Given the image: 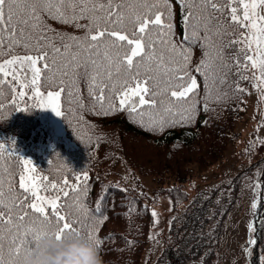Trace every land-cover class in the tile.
Listing matches in <instances>:
<instances>
[{
  "label": "snow or ice",
  "instance_id": "snow-or-ice-1",
  "mask_svg": "<svg viewBox=\"0 0 264 264\" xmlns=\"http://www.w3.org/2000/svg\"><path fill=\"white\" fill-rule=\"evenodd\" d=\"M49 18L81 35L50 34ZM233 70L264 92V0H0V123L37 109L65 120L75 104L163 131L193 120L202 87L207 110L211 88ZM68 165L57 179L19 155L14 139L0 141V264H23L43 237L65 233L99 252V208L80 198L88 174Z\"/></svg>",
  "mask_w": 264,
  "mask_h": 264
},
{
  "label": "trees",
  "instance_id": "trees-1",
  "mask_svg": "<svg viewBox=\"0 0 264 264\" xmlns=\"http://www.w3.org/2000/svg\"><path fill=\"white\" fill-rule=\"evenodd\" d=\"M46 22L54 30L50 34L79 36L82 32L50 18ZM173 22L179 41L183 24L179 14ZM200 58V49L194 48L193 67ZM251 84L250 79H242L233 70L225 83L211 88L207 110L204 97L208 92L202 87L194 97L198 103L194 105L193 120L165 126L163 131L141 126L126 112L103 115L73 104L74 111L67 119L60 118L64 139L48 149L39 143L44 134L38 109L31 113L13 112L6 122L0 123V133L2 141L14 139L19 155L32 159L45 174L58 179L57 172L63 174L64 162L76 173L87 172V191L80 198L89 212L99 208L94 219L103 220L96 233L102 241L99 254L103 264H189L199 258L204 264H213L226 216L239 196L242 175L247 170L251 172L261 159L231 181L197 191L192 197L184 186L191 178V163L196 172H204L225 157ZM237 85L244 91H237ZM81 93L88 105L83 84ZM218 95L222 98L217 99ZM256 171L254 182L260 180L258 184L264 191V168L258 166ZM142 176H153L152 192L146 190ZM161 198L169 200L171 215L167 217V228L157 234V256L148 257L146 242L155 223L152 212ZM251 220L256 222L257 230H250V241L255 239L256 245L245 242L249 245L244 251L249 254L246 264H264V193ZM74 238L64 240L70 244Z\"/></svg>",
  "mask_w": 264,
  "mask_h": 264
},
{
  "label": "rangeland",
  "instance_id": "rangeland-1",
  "mask_svg": "<svg viewBox=\"0 0 264 264\" xmlns=\"http://www.w3.org/2000/svg\"><path fill=\"white\" fill-rule=\"evenodd\" d=\"M40 121L44 140L41 146L48 149L56 142L64 139V127L59 117L50 110H40ZM0 133V141L3 140ZM232 141L226 151V156L204 172H196L195 164L191 163V178L184 188L188 195L209 188L216 183L231 179L250 164L258 161L252 172L246 173L240 181L241 191L234 208L229 212L225 223V230L221 236L218 251L213 258V264H246L248 252L241 253L239 248L249 247L250 228L247 219L254 210L251 205L259 198L260 188L256 189L257 167L264 168V92L257 91L252 86L245 97L244 104L239 110L235 132L231 135ZM29 142H26L27 144ZM146 190L154 189L153 176H142ZM253 179V181H252ZM253 184V185H252ZM252 185V186H251ZM152 192V191H151ZM154 231L146 242L148 257L157 255L159 251V237L157 234L167 228V217L170 214V202L167 198H161L159 204L153 208ZM154 237V238H153ZM235 257V258H234ZM142 261V260H141ZM189 264H204L202 259H196Z\"/></svg>",
  "mask_w": 264,
  "mask_h": 264
},
{
  "label": "clouds",
  "instance_id": "clouds-1",
  "mask_svg": "<svg viewBox=\"0 0 264 264\" xmlns=\"http://www.w3.org/2000/svg\"><path fill=\"white\" fill-rule=\"evenodd\" d=\"M64 235L75 238L69 244L64 239L57 240L53 236L43 237L23 264H103L96 248L83 238L71 233Z\"/></svg>",
  "mask_w": 264,
  "mask_h": 264
}]
</instances>
